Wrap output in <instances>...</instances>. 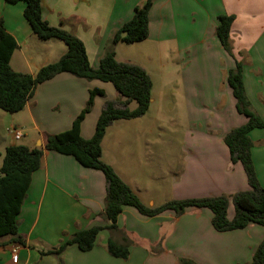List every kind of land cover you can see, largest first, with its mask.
Masks as SVG:
<instances>
[{
    "label": "crops",
    "instance_id": "obj_1",
    "mask_svg": "<svg viewBox=\"0 0 264 264\" xmlns=\"http://www.w3.org/2000/svg\"><path fill=\"white\" fill-rule=\"evenodd\" d=\"M145 2L41 0L43 18L51 26L80 38L93 68H98L107 48L112 46L116 31ZM24 10L23 2L9 4L0 0V19L19 45L11 67L15 72L35 75L42 67L58 61L67 47L59 40L38 39ZM220 16L235 17L230 35L232 55L225 51L216 34ZM136 44L140 49L144 45L146 56L159 66L164 59H156L150 53L152 48L158 47L167 59L171 57L172 62L179 63L175 84L181 101L169 89L171 98L166 106L170 110L184 109L187 133L183 140L176 133L162 137L145 134L149 109L145 116L117 121L107 130L102 143L103 161L148 207L159 206L156 200L162 194L161 187L167 189L166 201L232 198L249 191L245 171L241 164H231L224 141L230 131L247 123V118L237 111L227 78L241 63L249 102L264 119V0H156L149 12V37L131 45ZM166 65L162 75L168 78L174 73ZM95 88L110 93L112 99L119 98L106 84L64 73L39 85L21 112L9 115L0 109V159L8 147L20 145L18 142L29 133H36V140L25 142V146L44 151L41 168L32 176L18 216L24 243L5 245L6 239H1L0 264H180L181 258L196 264H251L264 240V227L250 224L245 229L221 233L213 227V213L206 208H190L181 216L167 211L149 218L125 207L117 221L118 230L101 232L91 251L83 252L72 245L62 255L46 254L75 233L108 223L104 216V174L83 167L72 156L45 149L48 136L71 129L87 104L89 92ZM95 105L81 125L85 139L94 135L102 111L97 99ZM135 106L130 105L132 109ZM178 118L175 112L166 125L174 123L176 127ZM7 125L24 136L15 139L9 132L11 128L7 130L10 136L5 134ZM250 138L253 163L264 187V129L253 130ZM234 216L230 203L228 218L232 220ZM125 237L130 240L129 258L111 256L107 249L109 239L124 244ZM159 242L163 249L158 253ZM15 246L19 248L17 261L12 252Z\"/></svg>",
    "mask_w": 264,
    "mask_h": 264
},
{
    "label": "trees",
    "instance_id": "obj_2",
    "mask_svg": "<svg viewBox=\"0 0 264 264\" xmlns=\"http://www.w3.org/2000/svg\"><path fill=\"white\" fill-rule=\"evenodd\" d=\"M5 1L9 4L23 2L24 17L33 33L42 41H62L67 51L57 62L42 67L35 75L15 72L11 67V60L19 45L6 31L3 19H0L1 110L10 114L21 112L39 85L64 73L79 79L111 84L119 95V98L104 103L94 135L90 139L82 137L81 125L94 108L97 96L106 95L104 90L98 88L89 92L87 104L74 120L70 130L47 137L46 150L72 156L83 167L104 174L106 179L104 216L108 223L105 226L93 225L77 232L46 254L62 255L72 245L83 252L91 251L101 232L118 230L117 221L125 207H132L142 216L149 218L167 211H174L177 216H181L190 208H206L213 213V227L221 233L245 229L250 224L264 227V187L255 170L252 159L253 142L250 138L253 130L264 129V119L253 110L249 102L241 63H237L236 68L229 72L227 82L236 99L237 111L247 118V123L230 131L224 141L229 149L231 164L242 165L250 190L239 192L232 198L217 196L172 200L158 207H148L120 178L114 168L103 161L102 143L107 130L115 122L141 118L147 114L152 104L153 82L147 71L137 63L118 61L113 46L120 42L135 44L148 39L149 12L156 0H146L143 5L135 8L133 18L113 35L112 46L106 50L98 68L91 66L85 44L80 38L61 27L51 26L43 18L41 0ZM234 20V16H220L216 29L222 47L230 55H232L230 35ZM131 103L136 105L134 109L130 107ZM43 155V149L24 145L11 146L5 151L0 168V240L6 239L5 245L24 243L19 233L18 216L26 200L32 176L41 168ZM231 201L235 210L232 220L228 218ZM124 241V244H119L109 239L107 244L109 254L117 259L127 260L130 256V240L125 237ZM161 242L158 244V253L163 249ZM179 263L196 264L187 258H181ZM251 264H264V240L255 252Z\"/></svg>",
    "mask_w": 264,
    "mask_h": 264
},
{
    "label": "rangeland",
    "instance_id": "obj_3",
    "mask_svg": "<svg viewBox=\"0 0 264 264\" xmlns=\"http://www.w3.org/2000/svg\"><path fill=\"white\" fill-rule=\"evenodd\" d=\"M39 39V38H38ZM143 42V41H142ZM58 43H63L62 41L59 40ZM138 44L136 45H131V44H126L123 42H120L119 44H117L115 47L113 46V48H115L116 51V58L118 61L120 62H134L137 63L139 65H141L142 67H144V69L147 71V73L149 74V76L151 77V79L153 80V98L155 100L154 104H151L150 106V114L148 115V117L146 118L144 124L145 126L143 127L144 130H149L145 132V134H151V135H156V136H167L170 133H176V136L179 139H184L186 133H187V121H186V115L184 112V109H172L170 110L166 105L168 104V100L171 98V95L169 94L168 90L170 89L171 91L174 92V94H178L176 97L177 101L180 102L181 100L179 99V97L181 96L177 91H176V84H175V80H176V76H178V71H180V68L178 67L179 63H174L172 62L170 59L171 57L163 52L160 51V49H158V47H156V50H153V48L151 49L152 51H150V53H154V56H156V59H158V57L161 58V56L164 59L163 65L159 66L158 63H153L151 60H149V58L146 56L148 55L145 54V51L143 49H146V47L143 45V48H138L137 47ZM66 46V45H65ZM109 48V47H108ZM107 48V49H108ZM143 50V51H142ZM67 51V48H66ZM169 54V53H168ZM58 58V57H56ZM55 60V59H54ZM58 60V59H57ZM166 60H168V62H166ZM57 62V61H56ZM167 64V65H166ZM164 65L168 66L167 69L170 70V72L172 71L174 74H171V77L165 78L164 75H162V69H164ZM179 80V79H177ZM93 83H97V81H93ZM101 83V82H99ZM106 84V83H103ZM108 87H110V90L115 91L114 87L111 84H106ZM97 103L100 105L101 109L104 105V103L106 102V100H110L112 99V96L110 95V93H106L105 96H97ZM166 99V100H165ZM175 103V102H174ZM96 109H98V105L96 104ZM177 110V111H176ZM177 113L178 115V122L179 124L175 127L174 123H170L169 125H166L167 120L170 117H174V113ZM11 115V114H9ZM162 121V122H160ZM147 124V125H146ZM11 128L10 125L5 126V134L7 133L9 136L11 133H9L7 130ZM18 130V129H17ZM149 132V133H148ZM25 133H21L22 137L24 136ZM29 140H31L32 142H35L36 140V133H29V136L27 135L26 138L23 139V141H19L21 143L18 142V144L20 145H24L25 146V142H28ZM38 144V142L36 143ZM167 145V147H169L170 145L168 143H163V145ZM35 144L33 143L32 146H34ZM166 150H163V152H165ZM3 159H0V167L2 165ZM162 162H165V159H162ZM162 170L164 172V169L162 167ZM1 176V173H0ZM164 184V183H163ZM162 189V194L159 198H157L156 202H158L159 206L160 204L162 205L163 203L169 202L166 201V188L161 187ZM231 205L234 208L233 202L231 201Z\"/></svg>",
    "mask_w": 264,
    "mask_h": 264
},
{
    "label": "built area",
    "instance_id": "obj_4",
    "mask_svg": "<svg viewBox=\"0 0 264 264\" xmlns=\"http://www.w3.org/2000/svg\"><path fill=\"white\" fill-rule=\"evenodd\" d=\"M9 132L13 133L14 136H15V139H17V140H20V139L22 138L21 132L18 131L17 129H15V128H11V129L9 130ZM18 250H19L18 246H15V247L13 248V250H12V252H13V259H14L15 261L18 260Z\"/></svg>",
    "mask_w": 264,
    "mask_h": 264
}]
</instances>
